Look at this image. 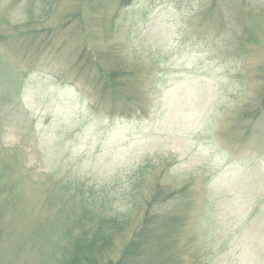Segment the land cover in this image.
<instances>
[{"label": "rangeland", "instance_id": "rangeland-1", "mask_svg": "<svg viewBox=\"0 0 264 264\" xmlns=\"http://www.w3.org/2000/svg\"><path fill=\"white\" fill-rule=\"evenodd\" d=\"M32 1L0 0V264H63L103 218L117 258L157 182L202 264H264V0Z\"/></svg>", "mask_w": 264, "mask_h": 264}, {"label": "trees", "instance_id": "trees-1", "mask_svg": "<svg viewBox=\"0 0 264 264\" xmlns=\"http://www.w3.org/2000/svg\"><path fill=\"white\" fill-rule=\"evenodd\" d=\"M36 1L41 7L45 4L50 7V10L46 9L48 15L52 1ZM125 1L129 0H121L122 4ZM216 9L217 0H211L209 8L201 13V22L215 21ZM26 33V37L29 38L28 48H31L43 32L32 29ZM47 44V40H42L35 49L39 51ZM117 75L110 73L103 77V81L97 80V83H100L97 94L99 97L108 95L113 105L119 98V93L113 89L116 85L112 82ZM261 97L259 107L255 114L251 115H258L264 108V90ZM150 191L151 197L146 200L142 215L117 258L104 259L106 252L113 247V239L117 233L124 230L127 222L116 218L108 220L103 218L76 238L63 264H202L201 257L204 251L199 248L190 252L193 242L187 241L184 237L187 223L183 216L191 204L190 192L185 186L179 191L172 190L166 182L164 184L157 182ZM90 198L86 202L90 201Z\"/></svg>", "mask_w": 264, "mask_h": 264}]
</instances>
